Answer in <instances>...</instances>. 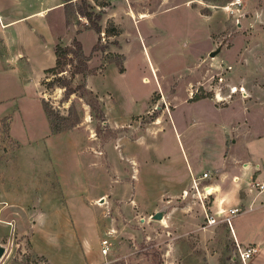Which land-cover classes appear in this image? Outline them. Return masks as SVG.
Returning <instances> with one entry per match:
<instances>
[{"label": "rangeland", "instance_id": "obj_1", "mask_svg": "<svg viewBox=\"0 0 264 264\" xmlns=\"http://www.w3.org/2000/svg\"><path fill=\"white\" fill-rule=\"evenodd\" d=\"M35 1L0 0V264H48L30 244L53 264H243L221 217L205 222L211 195L203 209L191 189L169 191L188 181L199 141L169 123L184 105L168 112L199 100L264 132V0L238 9L229 0H84L89 19L83 0H65L64 23L57 5L42 15V70L26 57L21 23L33 20L1 24ZM73 38L91 72L69 79L68 63L45 71L53 45ZM58 75L83 79L90 93L64 97ZM92 95L101 117L86 103ZM254 218L234 217L243 229Z\"/></svg>", "mask_w": 264, "mask_h": 264}, {"label": "crops", "instance_id": "obj_2", "mask_svg": "<svg viewBox=\"0 0 264 264\" xmlns=\"http://www.w3.org/2000/svg\"><path fill=\"white\" fill-rule=\"evenodd\" d=\"M64 1L57 0L54 3H48V0H36L35 7L30 5L28 9L22 11L24 13L8 16V19L1 23H20L25 19L33 20L27 25L22 22L21 29L25 30L28 38L32 41L26 57L28 56L29 60L32 58L36 59L40 64L41 70L49 65L42 63L39 58L44 45L43 28L46 26L42 15L49 7L57 5L61 9L64 23L62 8ZM127 12L132 13V11ZM141 13L143 12L139 11L138 16ZM21 52L16 50L13 58L22 56ZM24 61L28 62L27 58ZM179 105H184L181 109L180 120H175L174 117H171L169 118V123L172 127L176 125L180 128L178 130L186 137L189 144L194 145L199 141V149H192L190 153L191 165L190 170L188 169V181L180 183L175 188H170V193L177 191L183 193L181 195H185L187 188L191 189V175L198 176L199 172L207 170L208 177L200 179V181H206L207 186L212 189L209 193L212 199H210V204L207 205L210 211H208V214L216 217V213L221 208L226 210L231 206H239L241 208L240 211L231 217L230 228L227 226V236L232 241L235 239L239 243H254L256 251L246 260L245 264H264V189L256 192L249 185L253 178L264 180V132L252 133L253 130H250L247 126L241 129V125L238 122L241 114L236 117L229 115L226 117L222 112V107L216 108L208 105L207 102L199 100L176 103L168 113H172ZM43 114L47 127H49L44 110ZM3 115V113H0V117ZM160 121L158 118L154 119L155 123ZM176 129H174L175 136L180 134ZM9 131L18 141L10 127ZM51 134H55V132ZM190 140L191 142H189ZM226 140L229 141V144H226ZM258 141L263 142L260 144ZM191 169L195 173H192ZM164 192L159 190L155 194L160 195ZM241 211H249L255 216L253 219L254 223L250 224L249 228L243 229L239 223L235 222L234 217L239 215ZM220 214L218 213L217 216H220ZM30 250L44 255L47 263L53 264L44 253L35 252L32 244H30Z\"/></svg>", "mask_w": 264, "mask_h": 264}, {"label": "trees", "instance_id": "obj_3", "mask_svg": "<svg viewBox=\"0 0 264 264\" xmlns=\"http://www.w3.org/2000/svg\"><path fill=\"white\" fill-rule=\"evenodd\" d=\"M64 3H66V1ZM85 6H87V4L84 1V8H82L81 11H77L89 19L90 12L86 10ZM93 28L96 32L100 30L98 25H94ZM93 46L94 48L96 47V42ZM52 52L54 55V64L45 68V71L59 72L62 70L61 67L68 63L71 65V68L69 69V79L75 74H80L83 77L88 72H91V68L87 64L88 56L83 52L81 44L76 38H73L69 44L55 43L52 47ZM69 79L60 75L53 78V81L63 88L64 97H68L71 93H78V95L90 93V89L86 87L83 79L74 85L69 84ZM86 103L94 110L96 116L101 117L103 115L99 103L96 100V96L92 95L89 97L86 100Z\"/></svg>", "mask_w": 264, "mask_h": 264}, {"label": "built area", "instance_id": "obj_4", "mask_svg": "<svg viewBox=\"0 0 264 264\" xmlns=\"http://www.w3.org/2000/svg\"><path fill=\"white\" fill-rule=\"evenodd\" d=\"M230 4L232 5V8L234 9H238V5L241 3V0H229ZM226 68V65L224 66L223 69ZM227 68H229V66H227ZM222 77L218 75V81H221ZM236 89L235 86H230L229 90L230 92H234ZM208 177V171L204 170L202 172H200V174L198 176H194L191 175L190 178V188L192 189V194H195L198 196L201 206L203 207V199L204 197H206L207 195H209L210 192H206V188L208 187L207 184L204 182H201L200 179H204ZM251 186H253L255 189H257V191H261L264 189V180H257L255 178H253L250 181ZM185 193L186 191L183 190ZM202 197H201V195ZM240 207L239 206H231L228 207L226 210H224V208H221L218 210V212L216 213V217H218V213H221L219 217H221L220 219L222 221H224L226 223V225L230 228V222H231V217L238 213L240 211ZM204 217H205V222L207 224H213L216 222L217 218L215 216H213L212 214H207L204 210ZM234 243L236 246V251L238 254L239 259L242 261L243 264H245V261L250 258L256 251V247L253 244H245V245H240L235 239H234ZM108 249V244H107V239L106 238H101L100 239V253H106ZM29 264H32L31 261L28 262Z\"/></svg>", "mask_w": 264, "mask_h": 264}, {"label": "water", "instance_id": "obj_5", "mask_svg": "<svg viewBox=\"0 0 264 264\" xmlns=\"http://www.w3.org/2000/svg\"><path fill=\"white\" fill-rule=\"evenodd\" d=\"M210 53L212 54V52H210ZM153 217L154 218H160L161 217V213L159 211H156V212H154ZM2 252H3V246L0 245V255L2 254Z\"/></svg>", "mask_w": 264, "mask_h": 264}, {"label": "bare ground", "instance_id": "obj_6", "mask_svg": "<svg viewBox=\"0 0 264 264\" xmlns=\"http://www.w3.org/2000/svg\"><path fill=\"white\" fill-rule=\"evenodd\" d=\"M143 15V14H141ZM212 189L210 187L206 188V192H210Z\"/></svg>", "mask_w": 264, "mask_h": 264}]
</instances>
